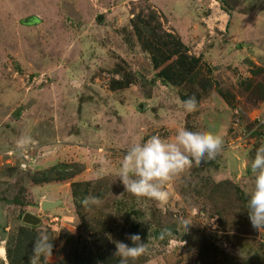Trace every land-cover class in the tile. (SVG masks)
I'll return each mask as SVG.
<instances>
[{
  "label": "rangeland",
  "instance_id": "1",
  "mask_svg": "<svg viewBox=\"0 0 264 264\" xmlns=\"http://www.w3.org/2000/svg\"><path fill=\"white\" fill-rule=\"evenodd\" d=\"M29 10L42 24L17 27L12 13ZM133 24L199 56L198 81L163 79L170 60L154 67ZM194 93L187 113L180 102ZM180 128L221 135L223 148L167 183V203L126 191L127 149L154 134L173 141ZM24 135L33 144L21 152ZM261 145L264 0H0V264H12L19 228L52 240L37 264H119L116 242L132 246L130 234L148 252L129 264H264L247 205ZM60 163L63 173L44 175ZM86 196L100 202L84 206Z\"/></svg>",
  "mask_w": 264,
  "mask_h": 264
},
{
  "label": "clouds",
  "instance_id": "2",
  "mask_svg": "<svg viewBox=\"0 0 264 264\" xmlns=\"http://www.w3.org/2000/svg\"><path fill=\"white\" fill-rule=\"evenodd\" d=\"M185 112L197 110L198 104L194 96L180 102ZM33 144L30 135L17 139L16 149L26 152ZM224 140L221 135L212 131H190L180 128L173 141L163 139L159 134L151 135L146 141L133 143L123 155L118 178L126 191L135 197L153 199L160 203H167L170 193L165 185L190 169L195 163L199 166L205 158L215 159L222 150ZM23 167V165H21ZM254 174L253 187L248 193V213L251 225L257 231H264V145H261L251 162ZM99 197L86 196L81 203L84 206L98 204ZM180 223L188 229L191 222L181 219ZM214 224L213 220L207 222ZM167 232V229H164ZM132 246L124 242H116L114 255L120 257L119 264H129L148 252L147 243L142 242L139 234L127 237ZM53 243L47 233L41 232L33 243L32 260L30 264H37L41 256L51 257Z\"/></svg>",
  "mask_w": 264,
  "mask_h": 264
},
{
  "label": "trees",
  "instance_id": "3",
  "mask_svg": "<svg viewBox=\"0 0 264 264\" xmlns=\"http://www.w3.org/2000/svg\"><path fill=\"white\" fill-rule=\"evenodd\" d=\"M134 18L141 20V14L134 15ZM131 21L133 20L131 19ZM143 25L148 26L149 24L146 21ZM133 28L135 29L136 34L140 36L139 40L142 42L145 48L150 50L151 62L154 67H158L164 62L170 60L159 70L163 79H166L175 85H179L184 82L196 83L198 81V74L195 73L194 68L199 61V56L195 57L193 55H189L187 53V48L183 43L180 42L178 38H175V36H172L169 33L162 32L159 35L152 32L153 34L150 33L149 39H147L148 37L146 36L144 39L142 36V27H140L141 32H139L138 28L134 24ZM172 39H174L173 43L170 42ZM169 46H173L172 49H170ZM164 48L167 49L166 52L163 51ZM159 52H161V58L156 56ZM172 55H176V57L171 59ZM199 86L202 90L203 86ZM217 91L220 92L219 90ZM193 96L196 98V100H198V93H194ZM65 168L66 165L63 163L56 164L52 166L47 172H45L44 175L52 172L63 173ZM36 238L37 236L32 231L28 233L26 229L19 228L14 237V252L10 250L8 251L7 249V257L9 258V261L12 264H17L32 257V247Z\"/></svg>",
  "mask_w": 264,
  "mask_h": 264
},
{
  "label": "crops",
  "instance_id": "4",
  "mask_svg": "<svg viewBox=\"0 0 264 264\" xmlns=\"http://www.w3.org/2000/svg\"><path fill=\"white\" fill-rule=\"evenodd\" d=\"M31 12H34V10H29L28 13L22 15V17H20L18 15V12L17 13H11L15 16L12 17V20H13V23H15V25L17 27H22V26H27V27H31V26H40L42 24V22L39 21L40 17L38 15L35 14V13H31ZM42 19V17H41ZM5 21H6V18H5ZM39 21V22H38ZM42 73V72H41Z\"/></svg>",
  "mask_w": 264,
  "mask_h": 264
},
{
  "label": "water",
  "instance_id": "5",
  "mask_svg": "<svg viewBox=\"0 0 264 264\" xmlns=\"http://www.w3.org/2000/svg\"><path fill=\"white\" fill-rule=\"evenodd\" d=\"M58 202L57 201H42L40 202V207L42 209H48L54 207ZM22 221L27 223H36L37 219H35L33 216L24 213L21 217Z\"/></svg>",
  "mask_w": 264,
  "mask_h": 264
}]
</instances>
